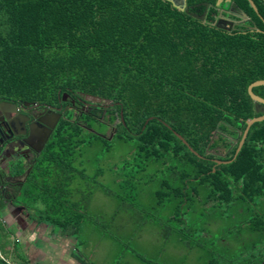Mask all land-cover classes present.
<instances>
[{"label":"trees","instance_id":"16d2710c","mask_svg":"<svg viewBox=\"0 0 264 264\" xmlns=\"http://www.w3.org/2000/svg\"><path fill=\"white\" fill-rule=\"evenodd\" d=\"M218 1L187 0L205 22L169 0H0V99L62 114L15 205L78 249L86 223L111 229L90 213L100 189L125 222L154 223L205 264H264V120L236 153L256 116L249 85L264 79V0H253L259 13L250 0ZM222 17L231 30L214 24ZM114 152L111 185L101 165ZM5 207L0 198V264H30L8 246Z\"/></svg>","mask_w":264,"mask_h":264},{"label":"rangeland","instance_id":"374dc122","mask_svg":"<svg viewBox=\"0 0 264 264\" xmlns=\"http://www.w3.org/2000/svg\"><path fill=\"white\" fill-rule=\"evenodd\" d=\"M119 153L114 152L110 159L102 162L101 167L106 170L101 181L113 184L111 180L110 165L119 161ZM97 165L89 166L88 173L93 174ZM118 199L105 194L102 190H95L91 202V215H102L110 222V230H102L94 226L92 221L86 223L80 234L78 250L86 255L94 264H116L121 261L129 264H145L138 254L151 260V264H205L199 261L196 252L185 253L183 247L172 239H164L159 227L154 223L142 224L129 220L125 222L127 213L117 212ZM24 216L28 218L27 214ZM13 235L18 232L17 225L11 226ZM8 239L9 248L13 247L15 236ZM1 239V238H0ZM82 239V240H81ZM21 245H18L20 249Z\"/></svg>","mask_w":264,"mask_h":264},{"label":"flooded vegetation","instance_id":"af4514ba","mask_svg":"<svg viewBox=\"0 0 264 264\" xmlns=\"http://www.w3.org/2000/svg\"><path fill=\"white\" fill-rule=\"evenodd\" d=\"M256 94L264 99V85L259 86ZM3 102L0 99V198L6 205L4 210H21V207L15 205L16 197L25 182L21 178L26 171L30 172L55 130L40 149V140L45 134L43 119L49 120L52 114L50 110L55 108L15 102L17 109H12L3 107ZM254 107L256 116H264L263 101L256 104L254 100ZM237 141L238 138L233 139L232 146Z\"/></svg>","mask_w":264,"mask_h":264},{"label":"crops","instance_id":"0c3cea01","mask_svg":"<svg viewBox=\"0 0 264 264\" xmlns=\"http://www.w3.org/2000/svg\"><path fill=\"white\" fill-rule=\"evenodd\" d=\"M24 210L3 211L8 226L17 225L15 240L19 252L30 264H80L75 257L77 239L63 235L46 222H37L24 216ZM12 228V227H11Z\"/></svg>","mask_w":264,"mask_h":264},{"label":"water","instance_id":"95a60500","mask_svg":"<svg viewBox=\"0 0 264 264\" xmlns=\"http://www.w3.org/2000/svg\"><path fill=\"white\" fill-rule=\"evenodd\" d=\"M169 1H171L176 8H178L180 10H183V11H185L187 13L192 14L194 17H196V18H198V19H200L202 21H205V22L207 21L206 14L198 15V14L192 13L190 11V7L187 5V0H169ZM222 2H223V0H219L218 4H221ZM250 2L252 4V6L254 7V9L259 13L258 7L255 4V2L253 0H250ZM206 5H208L207 2H206ZM229 11L231 13H233V14H236V15L240 16L242 20L246 21V20L249 19L247 12L242 10V9H240V8H238L237 6H235V3H233V2H232L231 6L229 8ZM261 17L264 20V17L263 16H261ZM234 23H235L234 20L222 17L217 22H215L214 24H217L219 27L231 30L233 25H234ZM260 85H264V79H260V80L254 81L253 83H251L249 85V88H248L249 94L255 100L256 104H258L260 101L264 102V99L254 92V87L260 86ZM84 98L88 102H101V101H103L102 97L91 95V94L84 95ZM104 101L105 102H110L109 99H104ZM25 104H27V105H30V104L38 105L37 103H30V102H25ZM3 107H11L12 109H17V104L15 102H12V101H4L3 102ZM60 109L61 108L50 110V112H52L51 116L48 117L50 119L49 120H47L46 118L43 119L44 120V124H43L42 128H43V131H44L45 134L43 135L42 139L40 140V149L44 147V145L47 142L50 134L53 132V130L56 127L59 119L62 116V114L60 112ZM263 119H264V116H255V117L249 118L246 121L247 126H246V129H245L244 133H243L242 139H241V141L239 143V146L237 148V152L236 153H238L240 151V149L242 148V146H243V144H244V142H245V140L247 138V135L249 133V130H250L251 126L255 122L262 121ZM164 123L167 126H169L174 131V133L190 148V150L192 152H194L195 154L201 156V154L198 151H196L190 145V143L187 141V139L182 134H180L179 132L174 130L168 123H166V122H164ZM112 135H113V133H112ZM217 161H218V163L222 162L221 160H217ZM225 162H227V161H225ZM28 174H29V170L26 171V173L23 175L21 180H23V181L26 180Z\"/></svg>","mask_w":264,"mask_h":264}]
</instances>
